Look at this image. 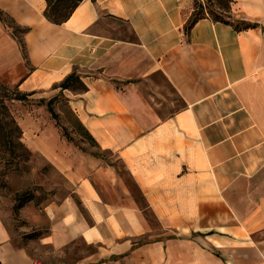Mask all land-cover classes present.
Masks as SVG:
<instances>
[{"label":"crops","instance_id":"1","mask_svg":"<svg viewBox=\"0 0 264 264\" xmlns=\"http://www.w3.org/2000/svg\"><path fill=\"white\" fill-rule=\"evenodd\" d=\"M46 0H0L24 34L23 92L44 98L75 69L87 90H63L104 160L47 207L40 242L75 264H264V0H234L237 30L209 15L189 34L194 0H83L63 24ZM125 23L132 38L118 28ZM0 21V47H17ZM37 148L60 158L46 133ZM147 212L161 232L156 234ZM0 264H44L0 220ZM53 264V263H52Z\"/></svg>","mask_w":264,"mask_h":264},{"label":"rangeland","instance_id":"2","mask_svg":"<svg viewBox=\"0 0 264 264\" xmlns=\"http://www.w3.org/2000/svg\"><path fill=\"white\" fill-rule=\"evenodd\" d=\"M200 4L204 11H210L219 18L225 19L230 15L228 0H198L196 8ZM200 13L201 9H198L195 15ZM121 24L118 30L126 38H132L129 26ZM3 25L17 47H0V98L22 129L23 146L16 145L11 151L0 144V220L9 230L16 246H25L34 258L42 260L44 264H56L57 260H61L58 252L40 242L41 236L48 233L50 227L46 207L68 194L71 185H74L69 176L76 182L92 173L102 161L113 158L109 159L108 153L103 154L98 150L93 139L77 121L69 98L63 91L57 90L44 97L46 101L53 100L58 120L52 117L46 103L38 104L40 96L32 95L27 102L6 97L18 88V81L28 73L30 65L22 28L9 18ZM43 133L57 148L60 158L57 164L50 162L37 148ZM113 164L117 169L122 168V164L116 160H113ZM118 170L133 185L126 171ZM147 215L156 233L151 238H158L157 234L161 232L158 222L153 213L147 212ZM93 250L80 238L59 254L62 260L75 264Z\"/></svg>","mask_w":264,"mask_h":264},{"label":"trees","instance_id":"3","mask_svg":"<svg viewBox=\"0 0 264 264\" xmlns=\"http://www.w3.org/2000/svg\"><path fill=\"white\" fill-rule=\"evenodd\" d=\"M82 1L83 0H46L47 8L45 10V17L52 23L63 24L71 17L75 9L79 6V4ZM233 1L234 0H228L230 15L228 16V18L225 19L213 15V13L210 11H204L203 5L201 4L199 5L198 8H196L195 6V11L193 12L192 16L185 25L186 33L189 34L190 30L194 27V25L200 19L206 17L207 15H209L215 21H220L232 25L237 30H245V29L257 27L258 26L257 23H252L247 20L236 19L233 16L231 11V4ZM194 3L195 5H197L198 0H194ZM198 9H201V13L198 16H196L195 13L197 12ZM6 18H9L12 22H15L6 12L0 9V21L6 23ZM22 30L24 33H26L29 31V28H22ZM13 35H16L15 32H13ZM57 87L61 89V92L63 90H75V89L77 90L76 92H82L87 90V86L82 80V75L79 73L77 69H75L71 74H69ZM33 94H34L33 92L27 93L21 91L18 86V88L13 91L12 95H6V97H8L10 100L13 101L27 102L30 100V97ZM45 103L47 104L48 110L51 113L52 117L58 120V114L55 112L53 108V100L50 99L46 101L45 98H41L38 101V104L40 105ZM76 118L79 124L85 129V127L79 121L77 116ZM57 124L59 125L58 121ZM22 134L23 132L20 125L11 116L7 105L4 104V102L0 98V144H2L4 147L10 148L11 151H14V147L16 145L23 146V142L21 140ZM64 134L66 136L65 131Z\"/></svg>","mask_w":264,"mask_h":264}]
</instances>
